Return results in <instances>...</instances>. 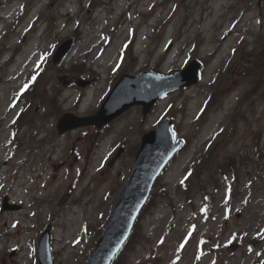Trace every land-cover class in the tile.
I'll return each instance as SVG.
<instances>
[{
    "label": "rangeland",
    "instance_id": "rangeland-1",
    "mask_svg": "<svg viewBox=\"0 0 264 264\" xmlns=\"http://www.w3.org/2000/svg\"><path fill=\"white\" fill-rule=\"evenodd\" d=\"M2 1L0 264H38L34 246L48 224L55 264H84L132 169L133 150L166 115L175 118V134L188 146L157 180L153 204L139 219L123 261L254 264L257 249L248 241L264 239V0H165L153 10L157 0ZM23 1L30 15L11 36L9 21L21 15ZM77 23L79 41L64 65L48 64L36 91L45 100L33 103L15 134L19 110L28 103L19 102L18 92L29 80L31 58L39 55L38 65L74 35ZM132 39L136 58L127 51L119 67L120 49ZM192 58L207 62L200 82L168 94L145 119L138 105L109 128L58 132L50 101L59 93L58 107L85 115L99 108L124 70L168 73ZM74 63L79 70L70 69ZM79 77L91 85L81 88ZM106 130L111 134L104 139ZM227 154L246 161L233 187L217 171ZM190 177L192 202L183 188ZM5 195L22 208L2 212Z\"/></svg>",
    "mask_w": 264,
    "mask_h": 264
},
{
    "label": "water",
    "instance_id": "water-1",
    "mask_svg": "<svg viewBox=\"0 0 264 264\" xmlns=\"http://www.w3.org/2000/svg\"><path fill=\"white\" fill-rule=\"evenodd\" d=\"M200 65L197 60H194L181 72L167 76L154 72H144L134 77L124 76L125 81H131V87L119 86L117 90H113L97 115L88 118L69 116V119L61 120L59 128L63 131L78 125L96 124L102 126L133 104L138 103L144 105V114H147L153 103L168 90L197 82ZM136 85H140L142 92L138 93ZM151 91L153 92L149 99L143 97ZM180 144L181 142L174 141L171 119L164 120L154 130L144 135L136 167L120 195L107 231L97 243L87 264H110L129 235L136 215L149 196L158 173ZM5 207L13 208L15 206L6 204ZM49 239L48 231L42 237L40 245V259L43 264H54L49 254Z\"/></svg>",
    "mask_w": 264,
    "mask_h": 264
},
{
    "label": "trees",
    "instance_id": "trees-1",
    "mask_svg": "<svg viewBox=\"0 0 264 264\" xmlns=\"http://www.w3.org/2000/svg\"><path fill=\"white\" fill-rule=\"evenodd\" d=\"M255 144L258 146L257 139ZM245 163L246 161L240 160L236 155L228 154L224 160L218 162L217 171L223 174L224 178L232 185V178H235L234 181L239 179L240 167L245 165ZM113 264H127V262H124L121 258H117Z\"/></svg>",
    "mask_w": 264,
    "mask_h": 264
}]
</instances>
